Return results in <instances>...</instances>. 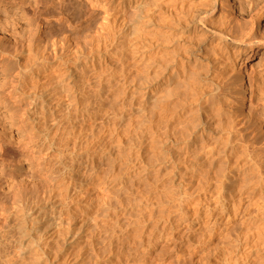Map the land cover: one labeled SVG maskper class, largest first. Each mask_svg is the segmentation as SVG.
<instances>
[{
    "label": "rangeland",
    "instance_id": "rangeland-1",
    "mask_svg": "<svg viewBox=\"0 0 264 264\" xmlns=\"http://www.w3.org/2000/svg\"><path fill=\"white\" fill-rule=\"evenodd\" d=\"M91 1L93 4L90 0H0V37H3L0 41V50L3 51L2 56L0 54V264H30V260L31 264H249L250 259L247 257L249 258L250 249L244 248L241 243L236 242V246H232L233 250H237L232 252L237 254H227L225 249L242 229L256 220L259 213L264 218V130L258 128L255 122H264L263 89L255 84L252 98L249 93L246 95L244 113L239 116L228 109L227 116L232 125L241 122L239 129L243 128L250 138L256 140L255 146L245 152L246 155L242 152L248 163L258 168H249L248 178L252 184L247 188L248 191L242 192L244 195L239 193L241 196L238 194L237 197L228 198L229 201L226 200L225 205V202H222L218 204L219 207L217 205L214 208L211 203L217 196H212L204 189L201 191L196 184L191 186L189 180L184 179L182 183L181 180L176 182L173 179L175 162L183 165L184 154L189 149L185 151L183 145L176 146L173 141L175 129L182 128L184 119H181L180 115L183 112L163 117L164 126L162 125L163 129L162 126L159 128V132L152 126L158 121L155 113L165 100V94L159 95L156 90L152 46L150 47L147 41L148 46L140 48L139 35L136 33V37L128 30L120 32L117 28L119 31L116 29L110 35L105 29V24H108L109 20L112 22L111 13L117 8V4L112 6L114 10L109 12L111 17L108 16V21L102 18L104 15L99 16L101 21L104 20L103 26L102 22V25L98 23L100 19L96 17L100 14L99 11L102 13L104 10L105 3L103 0ZM222 1L218 0L217 15L224 11L233 18L242 20L238 12L241 0H225L228 9L222 8ZM259 2L264 4V0ZM113 23L115 21L111 24ZM263 23L255 28L258 40L264 38ZM122 39L125 42L128 39L132 45L129 42L122 43ZM113 40L115 42L111 43ZM262 43L264 45V42ZM139 49H143V52ZM263 49L264 46H261L258 56L251 59L245 55L239 62L237 73L241 72L239 74L244 77L247 86L249 79L264 77V61L260 58ZM4 51L11 52L16 58L5 62ZM68 68H74L77 74L75 88L80 89L73 91L77 99L74 98V93L72 97L66 94L59 97L64 95L65 91L59 84L64 82L60 74ZM48 75L49 80L46 79ZM47 80L48 83H45ZM153 82L155 84H152ZM41 89L47 94L50 93L43 101V97H39ZM155 97L160 100L157 102L159 107L152 105ZM149 112L154 114L149 115ZM148 115L151 117L147 118ZM252 117H255V120ZM166 119L167 121H164ZM231 119L235 123L231 122ZM144 120L147 121V126ZM228 122L225 121L226 125ZM146 127H149L148 130ZM150 127H153V132ZM224 149V156L231 151L230 146ZM240 149H237L239 155L242 151L239 152ZM249 154L251 157L247 156ZM163 155L165 161L160 162V159H164ZM228 157L225 156L224 161H228ZM225 164L229 173V161ZM251 170L255 171V174ZM172 181L174 185L171 184ZM250 188L253 190L250 191ZM187 191L188 194H184ZM247 193L248 196H245ZM206 195L208 197H204ZM238 200L241 202L239 206L236 204ZM205 206L214 208L209 211L211 207H208L207 210L211 214L206 215L209 218L205 215ZM234 206H238L236 210ZM231 211H236V215ZM198 212H201V215ZM204 218H207L208 222ZM261 218H258V224L263 222L264 226V219ZM21 223L26 226L25 229L21 226L22 231L30 233H26L27 236H24L26 234H22L19 228ZM246 223L249 225L245 226ZM204 228L207 229L202 231L204 233L201 235V230L198 229ZM211 228V234L208 235L212 238L208 240V235L205 236ZM67 233L69 237L77 238L71 240L72 237L69 238ZM22 236L24 240L21 239ZM197 238H200L199 243L203 242L200 241L203 238L208 242L198 244ZM91 240L96 241L98 245L94 242L89 244ZM60 241L65 248L61 247ZM25 244L26 247H32L26 249L31 254L34 251V255L30 256L27 250H23ZM80 245L84 248V251L83 248L81 250L83 256L77 255L81 249ZM93 245L95 248H91ZM77 246L80 249L74 250ZM237 246L240 248H236ZM53 250L59 252L58 256ZM72 251H76L75 255ZM52 252L58 260H55ZM242 252L247 257H243ZM36 254L39 258L35 257ZM63 254L70 256L67 263L63 261ZM84 256L85 259L82 258ZM73 257L77 258V262ZM235 257L242 260H236ZM224 261L225 263H222Z\"/></svg>",
    "mask_w": 264,
    "mask_h": 264
},
{
    "label": "bare ground",
    "instance_id": "bare-ground-1",
    "mask_svg": "<svg viewBox=\"0 0 264 264\" xmlns=\"http://www.w3.org/2000/svg\"><path fill=\"white\" fill-rule=\"evenodd\" d=\"M90 2H92V1L90 0ZM103 2L105 3V4H103L104 10L101 8L103 11H102V13L99 11L98 14L99 13L100 14L96 18H99V16L102 14L104 16L103 17L101 16V17L106 21H108L107 19H109L108 16L110 15L109 12H111L112 6H114V4H117L116 5L117 8H115V11L111 13L112 14L111 16H113L112 17L113 20H111V21L112 22L115 21V23H113L114 25L111 24L112 22L110 23V20H109L108 22L110 24L109 23H108L109 25L105 24V27L107 25L106 28L103 27L108 31V33L110 35H112V33H114L117 28L120 30V32L128 30V32L131 31L132 33H134V35L136 33H137V35H139L138 36L139 40L136 39L137 35H135L136 36L135 39L138 40V45L141 46L140 48H143V47L146 48L145 45L148 46V42H149V46L150 47L152 46V48H153V58H152V56H150L152 58V65L154 67V71H155L154 73H155V78H156V80L155 79H153V80H155V83H156V90L158 91L157 93L159 95L163 94V93L165 94V97H164L165 100L163 98H161V100L162 99L164 100V101L162 100L163 103L160 104L161 107L159 109L156 108V109H158V112L155 113V115L157 116L158 121H156L155 126L152 125L153 127H155L154 130L155 131L158 130L157 132H159V130H160L159 128H161L162 125L164 126V124H162L163 117H165V118L169 117L171 115H174L175 113H179L180 111L183 112L182 115L184 114L183 116L178 114V116L180 115L181 119L183 118L184 121L181 123V125H182L181 129H175V137L173 138V141L176 144V146L181 147V145H183L184 147L182 146V148L185 151L187 150V148H189V149L184 154L185 155V161H183L184 164L178 165V162H175V164L173 166V179H174V181L177 182L178 180H181V182L183 181L182 183H184V179H185V181L189 180L190 181L189 183L191 186H192V184H194V186L196 184L197 186H199L201 188V189L199 188L201 191L204 189L207 192L209 191V193H211L212 196H214V197L217 196L218 198H216L215 200L212 199L213 203H211V204H214V208L218 204H220V203L222 204V202H225L226 200L229 201V199L231 197H237L239 193L245 192V190L248 191L247 188L250 186V183L252 184V182H250V180H249L250 178H248V175L250 172L249 168H252V169L255 168V170H257L258 168L254 164H253L254 167H251L253 165H251V163H248V160H246V156H245L246 153L245 152L250 150L251 147L255 146L256 140H255V138H250L245 133L243 128L239 129L241 122L238 121L237 124L232 125L230 122H228L227 116H228V109H230L231 112L233 111L232 113L235 112L238 115L239 114L241 115L242 113H244L243 108H244V103H245L246 98H247L246 95H247V93H249V96L251 95V98H252V95L254 94L253 87L255 84H257V86L259 88H261V90L263 89V94H264V77L263 76H259L257 78L249 79L250 82H249V85L247 86L244 79H243L244 77L242 78L241 74H239L241 72L237 73V70H238L239 65H240L239 62H241L244 59V56L247 55L249 58L252 59L254 56H258V54L260 53V50H261V46L262 47L264 46L262 43V42H264V38H263V40H258V38L256 37V33H255V28H257L258 25H261L263 23V20H264V4L259 2V0H241V2H242L241 8H240V11H238V12H240V15L242 18V20H241V19L233 18L232 15H230L228 12L225 13L224 11L222 13L220 12V15L219 14L217 15L216 13L218 12V4H219L218 0H203V1H201V0H103ZM103 2H101V3H103ZM221 3H222L221 4L222 8H225L226 7L225 0H223ZM92 4H93V2H92ZM99 4H100V2H99ZM101 7H102V4H101ZM226 8L228 9V7H226ZM92 11H94V9H92ZM93 13H92V15L95 14V13L94 14ZM111 16H109V17H111ZM94 19H95V17H94ZM101 20L102 19H100L98 23H100L101 25L103 23V26H104V20L103 21H101ZM95 23H97L96 19H95ZM116 23H117V25H115ZM100 24H98V25H100ZM105 29H104V31H105ZM120 32H118V33L120 34ZM0 35H2V32ZM2 39H3V37H0V41ZM120 39H121V37H120ZM107 42L109 43L108 40H107ZM114 42L115 41L113 40V42H111V43H114ZM124 42L125 41H123V39H122V43H124ZM126 42L127 43L129 42V44H130V41H128V39L126 40ZM126 42H125V44H126ZM131 42H132V40H131ZM135 42H137V41H135ZM115 44H117V43H115ZM109 45H110V43H109ZM130 45H132V44H130ZM120 46L122 48L124 46V44H123V46L122 45H120ZM137 47H139V46H137ZM150 47H148V49ZM121 48H119V49L121 50ZM145 48H144V51H146ZM117 49H118V47H117ZM135 49H136V47H135ZM139 50L140 51L142 50V52H143V49H139ZM149 51H151V50H149ZM2 52L3 51L0 50L1 56H2ZM132 52H134V51H132ZM142 52H141V54H142ZM14 56L11 52L6 53V57L4 58L5 62L11 61L12 58L13 59L16 58ZM260 58H261V60L264 61V52L262 54V57H260ZM143 59H145V58H143ZM143 59H141V60H143ZM142 62H145V61H142ZM147 62L148 61H146V63ZM144 65H146V64H144ZM147 65H149V62ZM152 65H150V67H152ZM146 68H147V66H146ZM62 69H63V67H62ZM151 71H153V70H151ZM51 76H52V74H51ZM47 77L49 78V75L46 76V79H48ZM60 77H61V79L64 80V82H63V84L62 83H59V84H61L60 86L63 87L65 89V91H64V93L62 92L64 95H59V97H63V96H65V94L67 96L72 97L73 93L77 92V89H80V88H77V89L75 88L76 83H77V74H76L75 69L74 68L64 69L63 73L60 74ZM48 80L45 83H48ZM53 80H55V79H53ZM147 80H149V79H147ZM153 80H151V81H153ZM142 81H141V84H143V82H144V81L143 82ZM139 82H140V80H139ZM155 83L153 82L152 84H155ZM54 84H56V83H54ZM144 84H145V82H144ZM147 86H151V85H147ZM74 89H76V90L74 91ZM83 89H85V88H83ZM140 92H141V90H140ZM150 92H151V90H150ZM141 93H143V92H141ZM145 94H147V93H145ZM52 95H55V94L53 93ZM74 95H75V93H74ZM49 96H50V93L47 94V92H43V90L41 89V94L39 97H43L42 101H43V99H45L46 97H49ZM56 96H57V94H56ZM150 96H152V95H150ZM74 98H76V95ZM142 98H144V95ZM155 98L156 99H154V102L156 100H158L157 97H155ZM142 100H144V99H142ZM159 101L160 100L156 101V105L153 102L152 105H154V107L157 106V102H159ZM46 103H45V105H46ZM141 104H143V103H141ZM154 107H153V109L155 110ZM157 107H159V106H157ZM151 108H149L150 111H153V109L151 110ZM149 113H150L149 115L154 114L153 112H149ZM149 115L147 116V118L151 117ZM155 115H153V116H155ZM144 116L146 117L145 114H144ZM153 116H152V118H153ZM172 117L174 118V116H172ZM177 117H176V120H177ZM226 117H227V120H226ZM233 118H234V116H233ZM252 118H254L253 120H255V117H252ZM142 119H143V117H142ZM142 119H141V122H142ZM149 119H148V123H149ZM236 119H234V120H236ZM146 120H144L145 125L147 124ZM152 121H153V119H152ZM164 121H167V119ZM225 121H227L230 124V126L228 123L226 125ZM229 121H230V119H229ZM231 122L235 123V121H233V120ZM255 122H256L258 128H260L261 130H264V122L263 121L257 120ZM150 123H151V119H150ZM154 123L155 122H153V124ZM175 123H177V122H175ZM167 124H168V122H167ZM167 124H165V125H167ZM181 125H179V126H181ZM163 126H162V129H163ZM168 127H169V125H168ZM148 128H147V130H148ZM152 128H151V130L153 132ZM139 132H140V130H139ZM162 138H164V137H162ZM146 141H149V140L146 139ZM148 143H150V141ZM151 144L152 143H150V145ZM171 145H173V144H171ZM155 146H157V144ZM227 146H230V149H231V151L229 150L230 151L229 154H225L226 157L229 156L228 161L230 163L231 170L226 167L227 169L230 170L229 173L225 169V165H226L225 163L226 162L228 163V161L227 160L224 161L226 159L224 156V153H225L224 150H226V149H224V148H226ZM192 148H194L196 150H190ZM240 148H242V149H240ZM243 148L246 151L243 150ZM154 149H156V148H154ZM170 149H172V148H170ZM181 149L179 150V152L181 151ZM227 149H229V147ZM237 149H240L239 152L242 150L241 153L244 151L245 155L243 153H242L243 156L241 153L239 155ZM179 152H178V154H179ZM226 152H228V151H226ZM250 154L252 155L251 152H250ZM250 154L247 156H250ZM159 155H161V153H159ZM165 155H163L164 159H160V162L165 161ZM237 155H239V156H237ZM253 155H254V153H253ZM243 157H245V158H243ZM159 158H160V156H159ZM161 158H163V157H161ZM234 158H235V160H234ZM167 160H168V158H167ZM174 160H175V158H174ZM253 160H254V158H253ZM253 160L252 161L250 160V162H253ZM157 162H158V159H157ZM255 163H257V160ZM248 164L251 166H249ZM170 172H172L171 169H170ZM251 172L252 173L254 172V174H255V171L251 170ZM171 175H172V173H171ZM181 182H179L180 186H181V184H180ZM172 183H173V181L171 182V184ZM185 184H187V183H185ZM173 185H174V183H173ZM188 187H190V186H188ZM190 188H188V189H190ZM250 189H251L250 191L253 190L252 188H250ZM184 190H186V189H184ZM188 191L185 192L184 194L187 195ZM250 191H249V193H253ZM194 192H195V190H194ZM197 192H199V191H197ZM254 193H256V192H254ZM196 195H197V193H196ZM245 196H248V193ZM194 197H196V196H194ZM204 197H208V196L206 195ZM211 198H213V197H211ZM245 200H244V202H245ZM204 201H205V199H204ZM209 201L211 202V200H209ZM45 203H46V201H45ZM239 203H241L240 200H238V202L236 204L239 206L240 205ZM225 204H226V202L223 205H225ZM238 206H236V207L234 206L235 210ZM205 207H207L206 208V210H207L209 206H205ZM218 207H219V205H218ZM231 207L232 206L230 205V208ZM257 207H258V205H257ZM224 208H225V206H224ZM211 209H212V207H211ZM211 209L210 210L208 209V210L213 211V209L212 210ZM232 209H233V207H232ZM208 210L204 211V212H206L205 215L207 213L211 214V212H209ZM218 210L219 209H217V212H218ZM220 210H222V209L220 208ZM224 210L226 211V209H224ZM224 210H223V212H224ZM231 212H233V211H231ZM234 212L236 213V211H234ZM28 213H29V211H28ZM103 213H104V211H103ZM106 214H108V213H106ZM199 214L201 215V212ZM234 214H232V215L234 216ZM109 215H110V212H109ZM205 215H202V216H205ZM259 215L261 216L260 213H259ZM259 215H258V217H256L255 221H253L254 219L251 220V221H253L252 223H250L251 225L246 223L245 226L247 224L249 226H247V227L242 226V227H245L244 230L242 229L241 233L238 232L239 234L236 233V235L238 234V236L234 237V239L231 241V243H228L229 245L226 246L227 247L225 249L226 251L223 249L224 248L223 247L224 245H223L222 246L223 251H225L227 254H229V252H230V255H232L233 253H235L232 251L237 252V250L232 249V246L235 247L236 242H237V244L239 242V243H241V245H243L244 248L250 249V251H248L249 258L247 257V255L245 256V254L243 253L244 251L242 252V256L244 254L243 257H247L248 260L250 259L249 264H264V237H262V235H264V226H262L263 222L258 224L260 221L258 218H261V217L263 218V216L260 217ZM198 217H199V215H198ZM210 218H212V217H210ZM262 218H261V220L264 219V218L263 219ZM113 219H115V218H113ZM198 220H199V218H198ZM23 221L25 222L26 220H23ZM206 221L208 222V220H206ZM21 222H22V220H21ZM96 222H97V220H96ZM86 223H83V224H86ZM99 223H97V224L100 225L103 222H101L100 224ZM207 224H209V223H207ZM66 225H67V223H66ZM109 225H108V227H109ZM21 226H23L22 223L19 226V228L22 231ZM95 226H96V224H95ZM203 226H204V224H203ZM25 227L26 226L24 225L23 228L25 229ZM92 227H94V226L92 225ZM19 228H18V230H19ZM27 229H26V231H27ZM95 229H96V227H95ZM95 229H93V230H95ZM205 229H207V228L198 229V230H201V233H202L201 235H203L204 232H202V231H204ZM45 230H46V228H45ZM208 230H209V228H208ZM211 230H212V228L208 232L206 230L207 233H206L205 237H207L208 234H211V233H209V232H211ZM105 232H107V231H105ZM26 233H28V232H26ZM26 233L24 231L22 234H26ZM68 233H67V235L69 237L70 233L69 234ZM88 233H89V231H88ZM93 233H94V231H93ZM28 234H30V233H28ZM100 234H102V233H100ZM67 235H66L65 240H67ZM24 236H27V234ZM31 236H28V237H31ZM39 236H41V235H39ZM113 236L111 237V239H113ZM199 236H197V237H199ZM28 237H25V239H27ZM70 237H72V236H70ZM76 238L77 237H75V239ZM96 238H98V237H96ZM211 238H209V235H208L207 239L210 240ZM21 239H23V236ZM73 239L74 238L72 237L71 240H73ZM199 239H198V242L196 241L198 244H200V243L202 244L203 242L206 244V242H208V241L205 242L204 241L205 239L203 238L200 240L203 242L199 243ZM89 240H90V238H89ZM108 240H110V239H108ZM29 241H32V240H29ZM69 242H71V241L69 240ZM77 242H79V241H77ZM81 242H82V240H81ZM84 242H85V240H84ZM93 242L94 241L91 240V242H89V244H91ZM104 242H106V241H104ZM28 243L30 244V242H28ZM59 243L61 244V241ZM65 243H67V242H65ZM94 243H96V241ZM98 243H99V240H98ZM98 243H96V244L98 245ZM21 244H22V241H21ZM31 244H32V242H31ZM60 244L58 246H60ZM82 244H85V243H82ZM81 245H80V248H81ZM78 246H77V248H74V250H76V249L79 250L80 248H78ZM87 246H88V242H87V244H85V250H86ZM21 247H23V245ZM24 247L25 248L24 249L22 248V249L26 251L27 250L26 248L28 246L26 247V244H25ZM51 247H53V246H51ZM61 247L65 248V245L61 244ZM92 247L95 248L94 245L91 246V248ZM30 248H32V247L30 246ZM30 248L28 247V249H30ZM63 248H62V251L64 250ZM82 248L79 251L80 253L77 251L78 252L77 255L82 254V252L84 251V248H83V251H81ZM94 248H93V250H94ZM236 248H240V247L237 246ZM242 248H241V250H243ZM59 249H60V247H59ZM222 249H220V250H222ZM95 250H97V249H95ZM54 251L55 250H53V252ZM27 252H28V250H27ZM53 252H52V254H53ZM56 252L57 251H55V253ZM72 252H74V251H72ZM75 252L72 254L75 255ZM231 252H232V254H231ZM33 253H34V251L32 252V254L29 253V255L30 254L34 255ZM58 253L59 252H57L56 255ZM93 253H94V251L92 252V254ZM103 253H105V252H103ZM68 254H65V255L63 254V256H65L63 258V261H65L66 263H67V258L70 257V256H68V257L66 256ZM235 254H237V253H235ZM26 255H28V254L26 253ZM29 255H28V258L31 256V255L30 256ZM56 255L53 254V256H55V260H58ZM83 255H84V253L82 254V256ZM90 255L91 254H89V256ZM96 255H97V252H96ZM98 255H100V254H98ZM219 255H220V253H219ZM230 255H228V257ZM37 256L38 255L36 254L35 257H37ZM49 256H50V252H49ZM85 256L82 258L85 259ZM103 256H104V254H103ZM224 256H226V254H224ZM75 257H77V256H75ZM90 257H92V256H90ZM93 257H94V255H93ZM97 257H99V256H97ZM28 258H26L25 260H27ZM37 258H39V256ZM37 258H36V261L38 260ZM237 258H236V260H237ZM30 259H32V257ZM76 259L74 258V261ZM78 259H81V258H78ZM224 259H226V258H224ZM238 259H240V258H238ZM240 260H242V259H240ZM31 261L32 260H30V264H31ZM34 261H35V259H34ZM63 261H62V263H63ZM39 262H41V261H39ZM51 262H53V261H51ZM75 262H77V261H75ZM79 262H81V261H79ZM227 262L228 261H226V263ZM236 262H238V261H236ZM243 262H245V260ZM28 263H29V261H28ZM69 263L71 264V262H69ZM69 263H67V264H69ZM222 263H225V261ZM38 264H40V263H38ZM73 264H74V262H73ZM75 264H77V263H75ZM235 264H237V263H235Z\"/></svg>",
    "mask_w": 264,
    "mask_h": 264
}]
</instances>
